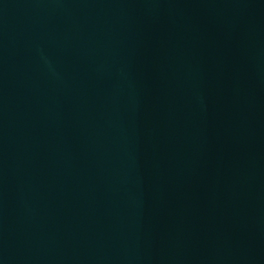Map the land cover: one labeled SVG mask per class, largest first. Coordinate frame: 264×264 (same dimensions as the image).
<instances>
[{"label": "water", "instance_id": "1", "mask_svg": "<svg viewBox=\"0 0 264 264\" xmlns=\"http://www.w3.org/2000/svg\"><path fill=\"white\" fill-rule=\"evenodd\" d=\"M0 264H264V0H0Z\"/></svg>", "mask_w": 264, "mask_h": 264}]
</instances>
